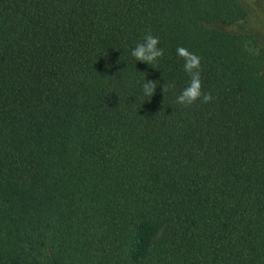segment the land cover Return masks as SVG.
Segmentation results:
<instances>
[{
	"label": "trees",
	"instance_id": "trees-1",
	"mask_svg": "<svg viewBox=\"0 0 264 264\" xmlns=\"http://www.w3.org/2000/svg\"><path fill=\"white\" fill-rule=\"evenodd\" d=\"M248 10L0 0V264H264V43ZM147 33L154 68L131 56ZM177 47L211 102L176 103Z\"/></svg>",
	"mask_w": 264,
	"mask_h": 264
},
{
	"label": "clouds",
	"instance_id": "clouds-1",
	"mask_svg": "<svg viewBox=\"0 0 264 264\" xmlns=\"http://www.w3.org/2000/svg\"><path fill=\"white\" fill-rule=\"evenodd\" d=\"M159 38L151 33L145 34L143 41L136 44L131 50V56L136 62H144L153 67L155 62L163 56V48L158 47ZM176 54L184 59L183 70L189 76L186 86L176 96V103L184 106H191L198 100L201 103H209L213 100L210 93L203 92L201 88L200 58L194 53L189 52L184 47H177ZM154 68V67H153ZM163 92L174 84H163ZM156 88V82L145 81L142 85L143 93L151 97Z\"/></svg>",
	"mask_w": 264,
	"mask_h": 264
},
{
	"label": "rangeland",
	"instance_id": "rangeland-1",
	"mask_svg": "<svg viewBox=\"0 0 264 264\" xmlns=\"http://www.w3.org/2000/svg\"><path fill=\"white\" fill-rule=\"evenodd\" d=\"M248 6V17L244 23V29L253 36L260 38V42L264 43V0H243ZM258 42V43H260ZM257 43V44H258ZM249 42V49L255 53L260 52L261 43ZM263 45V44H262ZM264 51V49H263ZM264 57V52H263Z\"/></svg>",
	"mask_w": 264,
	"mask_h": 264
}]
</instances>
